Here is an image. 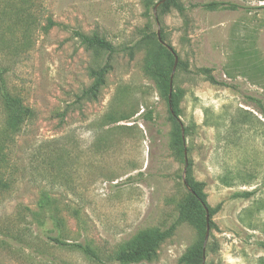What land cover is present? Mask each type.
Instances as JSON below:
<instances>
[{
  "label": "rangeland",
  "instance_id": "374dc122",
  "mask_svg": "<svg viewBox=\"0 0 264 264\" xmlns=\"http://www.w3.org/2000/svg\"><path fill=\"white\" fill-rule=\"evenodd\" d=\"M157 1L0 0V264H122L114 255L150 229L170 231L136 264H186L202 239L198 211L178 209L188 163L216 208L202 263L264 264V0H178L183 14ZM157 30L177 57L183 157L148 73L169 69ZM106 62L96 97L81 96ZM2 90L34 112L10 139Z\"/></svg>",
  "mask_w": 264,
  "mask_h": 264
},
{
  "label": "trees",
  "instance_id": "16d2710c",
  "mask_svg": "<svg viewBox=\"0 0 264 264\" xmlns=\"http://www.w3.org/2000/svg\"><path fill=\"white\" fill-rule=\"evenodd\" d=\"M158 5L161 7H165L167 4L171 3L181 14L184 12L183 6L178 2V0H158ZM156 2V3H157ZM154 4V6L156 5ZM224 2L216 1V2H208L205 3V7L217 6L221 5ZM230 6H235L234 4H228ZM74 36H76L81 44L86 45L88 47H93L96 49H102L107 51L108 53H112L114 51L113 45L105 40L103 37L97 35L96 33L86 34L80 31H74ZM156 50H164L165 60L169 64V69L167 71H163L160 68L157 70H149V75L156 81L161 94L166 100L169 112V118L173 120L176 125V143L178 145V152L181 157L185 154L184 147V139L181 134V126L182 123L178 119L179 110L177 108V103L180 95L171 90L169 91V80L172 71V67L174 64V52L171 50L169 45L163 43L162 39H158L156 36L154 39ZM109 63H104L103 65L97 68L89 69V74L92 77V82L90 86L83 91L81 96L85 98H95L96 93L100 86L104 82V77L109 70ZM205 77L212 83H218L213 76L210 74L209 69L203 70ZM1 75V74H0ZM224 85L225 83H221ZM1 100L3 103V107L5 110V122L4 126L1 130L2 137L5 139H10L13 134L19 132L20 125L26 119H30L33 117L34 112L29 107L25 106L21 99L17 96H13L5 90L1 91ZM262 117H264V110L260 111ZM126 117H120L116 119L114 122L125 119ZM184 130H187L184 127ZM184 136V135H183ZM189 163L187 165L183 186L185 188V194L182 200L178 204V209L180 214L186 215L189 210H197L198 218L196 220V224L201 230L202 239L199 241L198 245L190 251L189 254L182 258V261L186 264H202L204 262L205 252L203 249V236L206 230V223L208 226L211 224L209 216L215 212V209H211L205 199V194L202 191V183L194 181L189 175ZM182 179V176H181ZM48 195L43 192L40 201L38 203V211L44 212L48 205ZM206 214L208 215V221L206 222ZM170 229L159 230V229H150L146 231H142L138 234L137 238L132 241L129 245L122 247L119 251L114 255V259L119 261L122 264H136L143 260H151L154 256L155 251L159 244L164 240V238L169 234ZM50 240L60 244L67 245L65 242L61 241L58 237L49 236ZM77 248H79L86 255L96 258V253L94 250L88 245L84 244H75Z\"/></svg>",
  "mask_w": 264,
  "mask_h": 264
},
{
  "label": "water",
  "instance_id": "95a60500",
  "mask_svg": "<svg viewBox=\"0 0 264 264\" xmlns=\"http://www.w3.org/2000/svg\"><path fill=\"white\" fill-rule=\"evenodd\" d=\"M159 4V2L156 3V5L154 6L153 8V11H155V7ZM157 36H158V30L156 32ZM158 39L160 40L159 36H158ZM176 63H177V57L176 55H174V64H173V67H172V71H171V75H170V80H169V91L171 92L172 90V76H173V73H174V70H175V67H176ZM181 134H182V138L184 139V136H183V127L181 126ZM182 181L184 182V175L182 174ZM206 222L208 221V215L206 214ZM208 233H209V228H208V223H206V230H205V233H204V238H203V249L205 247V243H206V240L208 238ZM203 264V263H202Z\"/></svg>",
  "mask_w": 264,
  "mask_h": 264
}]
</instances>
